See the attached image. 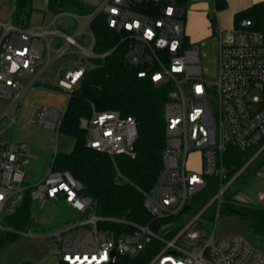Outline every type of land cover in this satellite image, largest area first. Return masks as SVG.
I'll use <instances>...</instances> for the list:
<instances>
[{"label": "built area", "instance_id": "built-area-1", "mask_svg": "<svg viewBox=\"0 0 264 264\" xmlns=\"http://www.w3.org/2000/svg\"><path fill=\"white\" fill-rule=\"evenodd\" d=\"M216 0H187V7L178 0H100L86 17V24L102 15L107 28L119 37L126 48L125 60L138 78H147L155 87L166 86L164 106L165 142L162 170L155 185L144 199V208L153 220L177 222L159 227L128 224L120 232L99 228L95 202L80 194L81 184L69 172L51 169L32 185L29 197L42 210L47 202H64L73 212L89 213L44 233L51 256L60 264H109L117 257L149 258L146 264H264V255L251 248L242 238L215 239L207 235L202 220L206 209L224 198L231 180L223 158L230 146L244 152L258 149L252 159L264 150V30H255L249 19H242L232 28H213L218 39L217 70L214 82H208L202 71L198 47L185 35L187 8L196 3ZM75 18V17H74ZM55 24V23H53ZM82 29L73 35L54 28H19L8 18L0 22V99L10 100L0 114L8 118L0 133V232L6 231L32 237L31 225L23 232L4 227L1 220L15 211L23 199L22 167L34 156L25 142L4 141L5 133L16 125L18 111L8 113L33 89L42 71L49 44L47 36L63 39L75 46L85 59L94 58V38ZM60 49L57 56L63 53ZM108 53L102 54L104 58ZM86 63L74 70L59 73L56 86L64 93L72 90L82 77ZM30 79L27 84L21 80ZM62 115L52 108H42L36 118L38 126L57 130ZM87 132L86 146L96 152L113 156L133 157L138 137L137 124L131 117L115 111L96 112L80 119ZM198 153V171L190 168V158ZM216 177L220 186L209 202L195 215L187 217L193 196L205 187L204 177ZM264 200V194L259 196ZM182 213V214H181ZM219 212L217 213V217Z\"/></svg>", "mask_w": 264, "mask_h": 264}, {"label": "trees", "instance_id": "trees-1", "mask_svg": "<svg viewBox=\"0 0 264 264\" xmlns=\"http://www.w3.org/2000/svg\"><path fill=\"white\" fill-rule=\"evenodd\" d=\"M11 20L19 28H28L33 12L32 0H12ZM187 7V0H178ZM225 7L223 0H216L217 11ZM47 9L53 16L71 15L86 18L95 10L94 6L81 0H47ZM249 19L255 30H264V3L255 4L234 16V24ZM213 22V20L211 19ZM88 31L94 38V58H87V66L68 97L58 133L73 139L69 153H55L50 169L69 172L81 184L80 194L90 197L96 205V215L102 219L99 228L120 232L128 224L150 225L157 228L169 222H177L176 215L170 220H153L144 208V199L155 185L162 170V150L165 142L164 106L167 101L166 86L155 87L147 78H138L125 60L126 48L119 44V37L109 30L102 15L91 20ZM84 35L81 36L83 39ZM108 53L104 58L100 56ZM39 85L37 81L34 85ZM54 88L60 90L56 85ZM63 92V91H62ZM115 111L123 117H131L137 124L138 137L133 146V157L109 156L86 146L87 132L80 127V119L90 118L92 112ZM258 149L241 152L230 146L223 163L228 175L227 183L254 156ZM262 150L236 181L258 158ZM264 165V161L260 166ZM259 166V167H260ZM258 167V168H259ZM205 187L191 198L187 205V217L198 213L215 195L220 182L216 177H204ZM26 190L21 203L14 212L5 215L1 224L16 232H23L33 222L31 186ZM221 213L234 214L249 221L254 234L264 241V205L243 206L227 200ZM16 233L0 232V252L14 243ZM149 258L117 257L116 264H146Z\"/></svg>", "mask_w": 264, "mask_h": 264}, {"label": "rangeland", "instance_id": "rangeland-1", "mask_svg": "<svg viewBox=\"0 0 264 264\" xmlns=\"http://www.w3.org/2000/svg\"><path fill=\"white\" fill-rule=\"evenodd\" d=\"M8 3L13 6L12 0H0V5L4 4L3 7H0V16L3 13L5 5ZM97 5L98 4L95 5V8ZM196 6L199 7L197 11H203L209 22L211 19H215V8L212 3H196L189 5L187 8L184 18L185 24L190 22L189 12L191 9L194 10L197 8ZM85 22L86 19L80 18L78 22H76V28L71 29L70 27L74 24L73 18L66 17V33L73 35L79 27L84 26ZM214 26H217V22ZM50 27L54 28L53 26ZM87 30L88 27L86 26L82 29L84 36L85 33H87ZM60 39L61 38L59 37L53 36H47L46 39H44V41L49 44V49L48 55L47 53L44 55L42 62L43 65L40 67L39 71H42L48 63L50 64L39 77V85L25 93L21 102L9 111L8 114L10 116H13L18 111V120H20L23 114L32 111L37 103L42 104V106L50 103L51 99L46 95L42 94L39 96L37 94L38 96H34V94H32L34 90L37 91V88L40 91H46L50 94L55 93L57 96V103L64 101L66 94L54 88L59 73L66 70H74L81 61L86 63V59L84 54L75 46L65 47L63 53L57 56L58 51L66 44L65 42L59 44ZM81 40L82 38L79 37L78 42H81ZM188 42L198 47L201 68L202 71L206 73L205 79L208 82H214L217 70V37L212 35L198 42H192L189 38ZM29 80V78L21 80V83L27 84ZM9 103L10 100L8 99H0V114L5 110ZM40 108L42 109L44 107ZM7 123L8 118L6 117L0 121V133L6 129ZM14 129L15 126L5 133L4 141L8 142L13 140V136L15 135ZM45 139L51 142V147L48 150H43L44 148L41 150V147L37 149L38 152L35 154L37 159H32L28 166L22 167L24 186L36 184L42 179L43 175L50 170L51 161L49 162L47 159L48 153L52 160V156L55 153H69L74 144L73 139L62 135L57 131H53V138L46 137ZM30 154L33 156L32 152H30ZM42 155L44 156L42 157ZM198 158V153H195L189 161L191 162L189 167L193 168L195 171H198L199 168L197 165ZM253 160L254 159L251 158L246 163L247 166ZM262 161H264V155L251 164L247 171L236 181L230 183V186L225 191L224 198H222L220 202L210 205L203 213L202 220H204V222L202 226L207 235L214 232L215 239L242 238L251 248L264 255V241H261L254 234L248 220L234 214H220L227 200H231L232 203L243 206L264 205V200L259 199V196L264 194V165L260 166ZM247 166L244 169H246ZM32 211L36 219V225L32 228L33 236L27 237L24 235H18L14 243H11L0 252V264H60L59 259L56 256H51L48 252L46 246L47 240L43 237L44 233L56 229L57 227L66 224V222L70 223L78 219L89 217L88 212L79 214L71 211L64 202H58L56 204L47 202L42 210H39L37 202H32ZM218 212L219 215L217 217ZM3 232L7 233L6 231Z\"/></svg>", "mask_w": 264, "mask_h": 264}, {"label": "crops", "instance_id": "crops-1", "mask_svg": "<svg viewBox=\"0 0 264 264\" xmlns=\"http://www.w3.org/2000/svg\"><path fill=\"white\" fill-rule=\"evenodd\" d=\"M81 1H83L85 4L95 7V5L98 4L100 0H81ZM223 1L225 2V7L219 11L216 10L215 4H213L216 14L213 22L212 21L209 22L208 19H206L203 11L202 12L197 11L199 8L198 6H196L197 8H195L194 10L192 9L190 10L189 12L190 22L185 24V33L187 39L190 38L192 42H198L212 36L213 28L215 27L214 24L216 22L217 25H220L224 29L232 28L235 26L234 24L235 14L255 4L264 3V0H223ZM3 6L4 4L0 5V7ZM31 7L33 8V12L30 15L29 27L36 30L38 28H41L51 31L54 28H58L66 33V17L73 18L74 24L70 27L71 29L76 28L77 26L76 22H78V20L80 19V18L79 19L74 18L71 15L53 16L50 13V11L47 9V0H32ZM12 9L13 7L9 3L5 5L3 13L0 16V22H4L8 18H10ZM50 26H53L54 28ZM84 27L85 26L79 27V29H83ZM63 42L65 41L60 39L59 44ZM65 47L66 44L62 49H64ZM32 94H34V96H38V95L40 96L42 94L46 95L51 99V101L49 104H45L44 106H42V104L40 103H37V105L35 106V108L32 109V111L24 113L20 120H18L17 118V123L14 129L15 135L13 136L12 141L27 143L29 145L30 152H32L34 158L37 159L35 156V154H37L38 152L37 149L41 147L40 148L41 150L42 148H44L43 150L46 149L48 150L51 147V142L47 141L45 138L46 137L53 138V131L54 132L56 131V130L53 131L47 130L37 125L36 118L38 112L41 110L40 107L52 108L59 114L63 115L68 97L67 95H65L66 97L64 101L57 103L56 101L57 96L55 93L50 94L46 91H40L37 88V91L34 90ZM4 138L5 136L3 137V139ZM43 156L44 155H42V157ZM50 158L51 157H49V153H48L47 159L49 162L51 161ZM44 176L45 174L43 175V177ZM52 204H56V203H52Z\"/></svg>", "mask_w": 264, "mask_h": 264}, {"label": "water", "instance_id": "water-1", "mask_svg": "<svg viewBox=\"0 0 264 264\" xmlns=\"http://www.w3.org/2000/svg\"><path fill=\"white\" fill-rule=\"evenodd\" d=\"M246 166H247V164L243 167V169H244ZM243 169H242V170H243ZM186 210H187V207L184 208V210L182 211V213L185 212ZM182 213H181V214H182ZM109 264H116L115 261H114V256H113V260H112Z\"/></svg>", "mask_w": 264, "mask_h": 264}]
</instances>
